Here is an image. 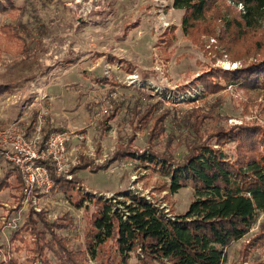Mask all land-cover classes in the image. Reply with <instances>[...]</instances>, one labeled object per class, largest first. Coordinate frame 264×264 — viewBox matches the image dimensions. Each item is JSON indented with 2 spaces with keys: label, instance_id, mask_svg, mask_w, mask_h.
<instances>
[{
  "label": "rangeland",
  "instance_id": "1",
  "mask_svg": "<svg viewBox=\"0 0 264 264\" xmlns=\"http://www.w3.org/2000/svg\"><path fill=\"white\" fill-rule=\"evenodd\" d=\"M13 2L12 9L0 13V26L8 29L7 32L0 30V71L25 52L38 56L41 69L44 66L51 69L32 81L15 83L11 90L0 95V126L18 119L28 128L35 122L39 110L46 111V117L54 125L71 135L70 168L77 164L80 155L89 156L97 165L107 162L104 169L85 168L76 172L80 185L96 196L100 194L107 199L128 191L131 176L135 174L141 189L154 200L165 202L173 214L182 213L193 199L192 186L186 184L174 193L168 191L163 186L169 183V177L154 164L147 165L138 158L109 164L117 146L129 140L134 152L151 149L154 153L178 158L185 153L186 143L193 137V132L185 125V118L193 110L204 115L203 127L216 122L264 124V92L233 84L209 93L197 81L198 75L210 66L234 69L246 58L252 60L248 48L253 40L248 35L238 42L227 34L221 35L220 40L201 35L194 42L182 32L183 10L173 8L172 0ZM171 26H174L173 42L164 47L158 38ZM258 30L264 36V9ZM239 53L247 56L234 60ZM69 56L76 57L74 63L61 64L62 59ZM100 78L106 82L100 84ZM155 102L157 110L152 115L165 113L161 133L154 129L152 120L146 125L136 123V113L150 109ZM102 108L107 112L102 113ZM9 167L0 153V178ZM12 176L11 173L9 180ZM14 194L11 188L0 191V246L3 250L0 257L8 251L18 257L20 264H28V248L8 238L23 222L34 202L30 199L22 208L21 196L16 199ZM33 194H36V206L44 209L50 220L64 213L73 218L70 232H58L68 233L75 243L80 242L85 220L83 209L71 203L63 191L36 189ZM120 198L123 199V195ZM261 221H264V212L258 214L243 238L230 243L221 264H234L239 248L258 231ZM26 239L30 245L29 235ZM47 254L52 257L51 251ZM254 257L264 259V243L249 248V258ZM86 264L95 262L88 260Z\"/></svg>",
  "mask_w": 264,
  "mask_h": 264
},
{
  "label": "trees",
  "instance_id": "2",
  "mask_svg": "<svg viewBox=\"0 0 264 264\" xmlns=\"http://www.w3.org/2000/svg\"><path fill=\"white\" fill-rule=\"evenodd\" d=\"M13 7V0H0V13ZM172 7L183 10L180 28L194 42L201 35L220 40L223 34L237 42L246 35L253 40L248 48L252 60L245 59L247 54L239 53L233 59H245L240 66L234 69L210 66L198 75L197 81L207 92L233 84L264 92V36L258 30L264 0H172ZM1 29L8 31L0 26ZM173 30L174 26L168 27L158 38L164 47L173 42ZM75 59L65 57L61 64L69 65ZM43 68L36 54L25 52L13 58L0 71V95L17 82L45 75L51 66ZM100 81L104 84L105 80L100 78ZM161 94L166 96L165 92ZM156 103L136 113V123L146 125L152 120L154 129L161 133L165 113L152 115L157 110ZM188 115L184 123L193 137L186 143L182 156L174 158L151 149L134 152L128 140L117 146L108 160L110 164L138 158L147 165L154 164L169 177V183L163 187L173 193L190 184L193 199L184 212L169 217L158 206L131 191L101 198L100 194L96 196L85 190L77 175L67 180L57 175L49 163L54 181L52 190L63 191L71 203L83 209L82 238L75 243L70 234L58 232H70L73 228V218L66 213L50 220L44 209L36 211L30 207L23 222L9 234L11 241L19 239L28 248V264H86L88 260L95 264H221L230 243L243 238L258 214L264 212V124L216 122L203 127V114L193 110ZM53 130L62 129L47 116L43 137ZM107 166V162L97 165L89 156L80 155L71 170L97 171ZM11 173L12 180H9ZM22 186L19 172L10 164L6 175L0 178V191L11 188L17 198ZM121 195L123 199L118 198ZM26 235L30 237V245L26 243ZM262 243L264 221L252 238L241 245L234 264H264V259L249 258V248ZM48 250L52 257L47 254ZM0 264L20 262L18 257L5 252Z\"/></svg>",
  "mask_w": 264,
  "mask_h": 264
},
{
  "label": "built area",
  "instance_id": "3",
  "mask_svg": "<svg viewBox=\"0 0 264 264\" xmlns=\"http://www.w3.org/2000/svg\"><path fill=\"white\" fill-rule=\"evenodd\" d=\"M105 112L107 109L102 108V113ZM46 113L44 110H39L32 130L29 132L18 119L0 126V153L16 166L23 182L21 198H19L21 207H26L28 201L32 199L33 208L36 211H40V208L36 206L34 199L36 194L32 195V192L36 189L40 192H47L54 184L46 162L53 166L57 175L62 174L66 178L72 177L70 165H68L67 149L71 135L65 130H54L43 137L42 129ZM136 179L137 175L133 174L127 188L128 191L143 196L162 209L167 216L173 217L174 214L168 205L165 202L154 200L147 191L141 189L139 181ZM120 197L118 196V198ZM1 253L2 251L0 255Z\"/></svg>",
  "mask_w": 264,
  "mask_h": 264
},
{
  "label": "crops",
  "instance_id": "4",
  "mask_svg": "<svg viewBox=\"0 0 264 264\" xmlns=\"http://www.w3.org/2000/svg\"><path fill=\"white\" fill-rule=\"evenodd\" d=\"M35 120H36V117H35ZM45 121H46V115L44 116V125H45ZM51 121V120H50ZM52 122V121H51ZM33 124H34V122H32V124H31V126L30 127H28V128H26L25 127V129L29 132L30 130H32V126H33ZM44 125H43V127H44ZM64 131V130H63ZM66 131V130H65ZM71 140V139H70ZM70 140H69V142H70ZM68 142V143H69ZM67 149H68V144H67ZM68 154H69V150H68ZM6 159V158H5ZM7 160V159H6ZM8 161V160H7ZM12 166H14L10 161H8ZM47 164H49L48 162H46ZM15 168H16V166H14ZM16 170L18 171V169L16 168ZM80 170V169H79ZM70 171H71V173H72V177L74 176V175H77V177L79 178V175L76 173L78 170H76V171H72L71 170V168H70ZM19 172V171H18ZM20 174V173H19ZM60 175H62V174H60ZM64 178H66L64 175H62ZM21 177V176H20ZM72 177L71 178H66L67 180H69V179H72ZM54 185V184H53ZM53 187V186H52ZM50 190H52V188L50 189ZM20 195H21V191L19 192V194H18V197H20ZM16 199H18V198H16ZM41 210V209H40ZM26 237H27V235H26ZM9 239V238H8ZM13 241H16V242H19V243H21L20 245H22V242H20V240L19 239H15V240H13ZM18 249V248H17ZM1 251H3L1 248H0V252ZM6 253H9V254H11L10 252H6ZM4 256H5V253H4Z\"/></svg>",
  "mask_w": 264,
  "mask_h": 264
}]
</instances>
